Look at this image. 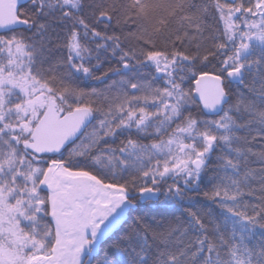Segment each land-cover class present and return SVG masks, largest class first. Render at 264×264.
<instances>
[{"label":"snow or ice","instance_id":"6c2138e0","mask_svg":"<svg viewBox=\"0 0 264 264\" xmlns=\"http://www.w3.org/2000/svg\"><path fill=\"white\" fill-rule=\"evenodd\" d=\"M0 264H264V0H0Z\"/></svg>","mask_w":264,"mask_h":264}]
</instances>
